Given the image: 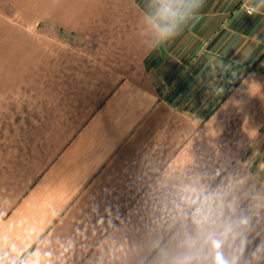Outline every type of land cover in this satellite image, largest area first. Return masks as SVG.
Returning <instances> with one entry per match:
<instances>
[{"label":"crops","instance_id":"crops-1","mask_svg":"<svg viewBox=\"0 0 264 264\" xmlns=\"http://www.w3.org/2000/svg\"><path fill=\"white\" fill-rule=\"evenodd\" d=\"M5 1L0 264H177L198 212L264 264L261 0H204L159 47L145 0Z\"/></svg>","mask_w":264,"mask_h":264},{"label":"clouds","instance_id":"clouds-1","mask_svg":"<svg viewBox=\"0 0 264 264\" xmlns=\"http://www.w3.org/2000/svg\"><path fill=\"white\" fill-rule=\"evenodd\" d=\"M261 3L264 4V0H261ZM203 6L204 0H145L139 20L141 33L155 47L166 44L198 18ZM259 10V7H254L249 14ZM195 223L198 226L197 232L187 238V254L180 258L177 264H237L235 255L229 258L225 254L223 236L218 238L214 233L207 231L206 226L211 223L207 215L198 212ZM240 223L244 224L246 221Z\"/></svg>","mask_w":264,"mask_h":264},{"label":"rangeland","instance_id":"rangeland-1","mask_svg":"<svg viewBox=\"0 0 264 264\" xmlns=\"http://www.w3.org/2000/svg\"><path fill=\"white\" fill-rule=\"evenodd\" d=\"M16 19L10 5L5 0H0V26L14 24Z\"/></svg>","mask_w":264,"mask_h":264},{"label":"built area","instance_id":"built-area-1","mask_svg":"<svg viewBox=\"0 0 264 264\" xmlns=\"http://www.w3.org/2000/svg\"><path fill=\"white\" fill-rule=\"evenodd\" d=\"M251 9H252L251 6H248V7H247L248 12H249Z\"/></svg>","mask_w":264,"mask_h":264}]
</instances>
